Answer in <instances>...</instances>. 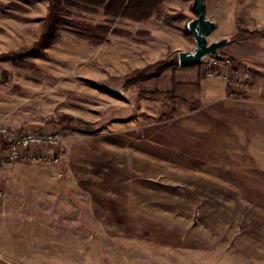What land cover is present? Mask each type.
Instances as JSON below:
<instances>
[{
	"label": "rangeland",
	"instance_id": "rangeland-1",
	"mask_svg": "<svg viewBox=\"0 0 264 264\" xmlns=\"http://www.w3.org/2000/svg\"><path fill=\"white\" fill-rule=\"evenodd\" d=\"M79 4L30 54L49 0H0V124L62 137L50 161L0 145V264H264V77L231 51L264 38L235 37L264 32V0H234L222 57L186 67L192 0Z\"/></svg>",
	"mask_w": 264,
	"mask_h": 264
},
{
	"label": "trees",
	"instance_id": "trees-1",
	"mask_svg": "<svg viewBox=\"0 0 264 264\" xmlns=\"http://www.w3.org/2000/svg\"><path fill=\"white\" fill-rule=\"evenodd\" d=\"M160 1L161 0H109L106 4V0H49L48 12L43 19L42 31L38 39L33 44L30 54L42 52V50L47 47L52 40L58 37L57 32L63 28L61 22L65 19V16L69 14V11L67 10L69 7L80 6L79 3L86 7V5L93 3L101 6L104 5L106 13L122 15L124 14V11L143 4V8L145 10L141 12L142 15L140 18H145L154 10L157 12L160 10L158 9ZM248 35L264 36V32H246L240 29L235 37L243 38ZM8 58L13 59L12 56H8ZM163 66H165L163 63H158L154 66L152 65L145 71H141L140 76L151 70H159ZM254 74L257 75L258 72L254 71Z\"/></svg>",
	"mask_w": 264,
	"mask_h": 264
},
{
	"label": "crops",
	"instance_id": "crops-1",
	"mask_svg": "<svg viewBox=\"0 0 264 264\" xmlns=\"http://www.w3.org/2000/svg\"><path fill=\"white\" fill-rule=\"evenodd\" d=\"M204 5L206 10V17L216 23L215 28L221 36L225 35V31H228V33H230L229 35L234 33V0H204ZM257 8L258 10H254L252 13H250L256 15L253 18L255 19L254 22L256 24V21L259 22V20L261 19L264 20V4L262 6L259 5ZM249 40L250 39L248 38L243 39L240 40L237 44H234V48L231 50L233 52L232 54H234V58L247 63L249 67H252L260 72V77H264V38H255L254 42H256L257 44L255 48L249 47ZM224 87H222V90L225 89ZM252 103L253 100L251 98L244 100V103L241 104H236L234 101V107L236 108V111H242V113L239 115L240 118H243L246 121L247 119H249V117L246 116L250 113L249 110L251 109Z\"/></svg>",
	"mask_w": 264,
	"mask_h": 264
},
{
	"label": "built area",
	"instance_id": "built-area-1",
	"mask_svg": "<svg viewBox=\"0 0 264 264\" xmlns=\"http://www.w3.org/2000/svg\"><path fill=\"white\" fill-rule=\"evenodd\" d=\"M58 131L24 129L15 131L0 124V145L9 159L27 156L29 159L50 161L61 141Z\"/></svg>",
	"mask_w": 264,
	"mask_h": 264
},
{
	"label": "water",
	"instance_id": "water-1",
	"mask_svg": "<svg viewBox=\"0 0 264 264\" xmlns=\"http://www.w3.org/2000/svg\"><path fill=\"white\" fill-rule=\"evenodd\" d=\"M192 11L194 18L187 23V29L194 39V47L191 51L178 52V65L180 67L198 64L207 55L221 58L218 49L229 41L222 38L218 41L209 42L208 36L214 30L216 23L206 17L203 0H192Z\"/></svg>",
	"mask_w": 264,
	"mask_h": 264
}]
</instances>
